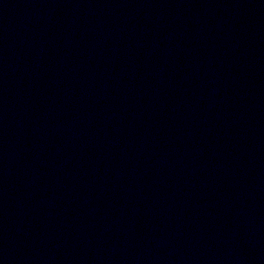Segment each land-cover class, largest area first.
I'll list each match as a JSON object with an SVG mask.
<instances>
[{
    "label": "water",
    "instance_id": "water-1",
    "mask_svg": "<svg viewBox=\"0 0 264 264\" xmlns=\"http://www.w3.org/2000/svg\"><path fill=\"white\" fill-rule=\"evenodd\" d=\"M0 264H264V0H0Z\"/></svg>",
    "mask_w": 264,
    "mask_h": 264
}]
</instances>
